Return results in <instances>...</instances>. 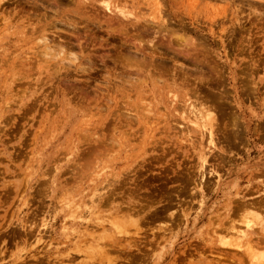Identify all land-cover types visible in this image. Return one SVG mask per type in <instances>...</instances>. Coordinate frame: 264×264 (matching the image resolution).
<instances>
[{
	"label": "rangeland",
	"instance_id": "rangeland-1",
	"mask_svg": "<svg viewBox=\"0 0 264 264\" xmlns=\"http://www.w3.org/2000/svg\"><path fill=\"white\" fill-rule=\"evenodd\" d=\"M239 198L264 0H0V264H264Z\"/></svg>",
	"mask_w": 264,
	"mask_h": 264
},
{
	"label": "bare ground",
	"instance_id": "bare-ground-1",
	"mask_svg": "<svg viewBox=\"0 0 264 264\" xmlns=\"http://www.w3.org/2000/svg\"><path fill=\"white\" fill-rule=\"evenodd\" d=\"M120 12H121V11H120ZM121 13H122V12H121ZM45 40H46V39H45ZM47 48H49V47H47ZM62 48H63V47H62ZM129 76H130V75H129ZM132 79H133V78H132ZM192 112H193V111H192ZM211 118H212V117H211ZM94 154H95V153H94ZM244 195H245V194H244ZM109 197H110V196H109ZM242 197H243V196H242ZM242 197H241V198H242ZM140 199H141V198H140ZM239 199H240V198H239ZM247 200H248V199H247ZM247 200H246V201H247ZM236 201H237V202H236V204H237V208H238V206H239V209L242 208L243 211H244V210L246 211L247 209H250V210H256V208H259V209H260V207H261L260 204H261V203L263 204V202H264V201H263V202L261 201V203H257L258 200H257V202H255V200H254V202H251V201H249V200L246 202L244 199H240V200H237V199H236ZM254 204H255V206H254ZM126 207H127V206H126ZM233 207H234V206H233ZM262 207H263V206H262ZM234 208H235V207H234ZM244 208H245V209H244ZM239 209H238V210H239ZM263 209H264V208H263ZM263 209H261V211H263ZM238 210H236V211H238ZM231 211H233V210H231ZM240 211H242V210H240ZM240 211H239V212H240ZM247 211H248V210H247ZM258 211H259V210H258ZM233 212H234V211H233ZM239 212H238V213H239ZM170 217H171V216H170ZM246 225H247V227H246L247 229H246V230L235 229V227L233 226L232 228H230V231H233V230L235 229V231H233V233L235 232V233H236V236H238V237H240V238L243 239V238L245 237V235H246L245 231H249L250 233H254V231L252 230V225L249 224L248 222H246ZM231 226H232V225H231ZM231 226H230V227H231ZM227 229H228V228H226V230H227ZM152 233H153V232H152ZM262 233H263V232H262ZM258 235L260 236V234H258ZM261 236H262V238L260 239ZM261 236L259 237V239H260V240H259L260 243H262V242H261L262 239H263L262 241H264V238H263L264 235L262 234ZM248 238H249V237H248ZM248 238H247V239H248ZM249 242H251V241H247V243H249ZM238 243H239V242H238ZM238 243H237V244H238ZM244 243H245V242H244ZM257 243H258V242H257ZM263 243H264V242H263ZM259 245H260V244H259ZM251 248H252V247H251ZM251 248H250V249H251ZM255 256H256V255H255ZM253 258H254V257H253Z\"/></svg>",
	"mask_w": 264,
	"mask_h": 264
}]
</instances>
